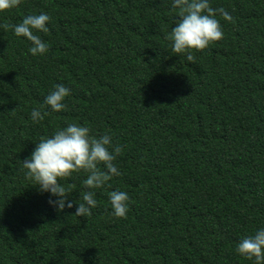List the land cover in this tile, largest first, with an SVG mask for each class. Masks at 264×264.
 <instances>
[{
    "label": "trees",
    "instance_id": "trees-1",
    "mask_svg": "<svg viewBox=\"0 0 264 264\" xmlns=\"http://www.w3.org/2000/svg\"><path fill=\"white\" fill-rule=\"evenodd\" d=\"M223 37L173 53L171 0H20L0 25L46 12L50 47L0 27V264H253L234 249L264 226V0H210ZM66 108L43 105L54 84ZM44 114L32 122L29 112ZM68 122L122 145L120 171L74 214L86 173L58 181L71 208L25 176L22 160ZM102 167V165H101ZM130 197L112 216L108 192Z\"/></svg>",
    "mask_w": 264,
    "mask_h": 264
},
{
    "label": "clouds",
    "instance_id": "clouds-1",
    "mask_svg": "<svg viewBox=\"0 0 264 264\" xmlns=\"http://www.w3.org/2000/svg\"><path fill=\"white\" fill-rule=\"evenodd\" d=\"M20 0H0V10L15 8ZM172 8L176 9L175 24L165 33V39L170 42L173 53H184L187 61H193L192 50L205 49L211 42L223 37L222 26L217 19L219 14L225 20H231V15L223 8H213L210 0H171ZM50 20L46 12L27 14L12 25H0L11 28L15 36H23L30 42L28 51L32 55H43L50 47L37 32L49 31L46 22ZM69 89L60 83L54 84L44 96L43 105L52 111L66 108L65 98ZM32 122L44 118L41 110L33 107L29 112ZM122 151V145L113 143L108 133L92 135L87 125L68 122L63 127L55 129L50 136L42 137L35 142L30 155L22 160L25 176L39 186V191L48 192V203L54 205L57 211L65 207L71 208L73 200L67 199L70 189L58 181L73 172L83 171L84 189L80 194V203H76L74 214L86 217L92 208L96 207L95 189H100L113 176L121 173L114 163ZM102 165V167H101ZM108 202L111 215L124 217L127 213L130 197L126 191L112 190L108 192ZM234 251L253 261V264H264V226L258 227L251 235L242 237Z\"/></svg>",
    "mask_w": 264,
    "mask_h": 264
}]
</instances>
